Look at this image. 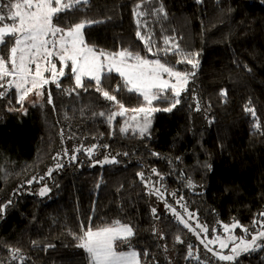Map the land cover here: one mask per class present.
I'll list each match as a JSON object with an SVG mask.
<instances>
[{
    "label": "trees",
    "instance_id": "trees-1",
    "mask_svg": "<svg viewBox=\"0 0 264 264\" xmlns=\"http://www.w3.org/2000/svg\"><path fill=\"white\" fill-rule=\"evenodd\" d=\"M136 2L91 0V7L86 12H76L72 21L78 22L85 16L111 17L107 23L86 30L90 42L111 50L131 45L143 54V44L135 37L132 16ZM163 2L169 14L165 22L169 33L175 29L178 35H183L185 47L202 50L195 81L201 111L190 110L188 105L195 108V101L189 93L172 113L156 114L150 139L125 136L118 131L109 138L110 129L102 119L91 118L87 111L85 117L79 114L81 107L92 104L99 96L94 91L82 93L79 98L68 97L51 85L55 113L51 106L41 110L25 105L28 115L23 116L4 111V103L0 102V160H10L12 163H7V168L20 173L0 181V204L9 199L13 201L0 219V240L21 247L32 258L27 264H79L82 250L71 246L75 241L66 229L79 232L80 221L87 225L93 208L96 225L117 218L132 224L137 230L133 244L140 251L149 250V261L155 256L159 264H168L162 249L157 247L166 244L172 264H196L195 260H185L187 244L198 246L201 257L203 245L176 223L162 202L146 194L136 175L139 171L148 174L152 167L164 175L168 192L183 194L189 210H199V221L208 225L209 238L213 227L222 233L218 220L231 223L235 218L242 225L251 226L254 216L264 212V0ZM156 32L159 37V28ZM170 59L174 61L176 57ZM244 65L252 71L248 72ZM177 67L190 69L189 65ZM117 82L119 77L113 74V79L106 84ZM72 83L70 79L63 81L64 86ZM221 89L227 90L226 100L219 95ZM123 98L126 104L130 101L128 106L137 103L128 94ZM249 99L262 125L259 132L253 130L254 120L244 111ZM65 112L75 116L65 121ZM210 119L214 122L209 123ZM61 127H65L66 134L71 131L77 135L75 140L65 141L70 150L80 143L85 146L106 143L110 147L99 149L95 159H102L108 153L129 155L118 156V164L90 167L88 157L80 153L78 160L83 161V167L65 160L63 169L42 182L51 188L46 196L37 194L42 184L36 183L25 185L12 195L24 180L43 175L54 163L51 157L62 147L58 135ZM153 152L160 156L151 155ZM26 164L32 167L25 172ZM206 164L211 165L210 170ZM181 171L198 187L187 188ZM98 182H101L99 188ZM166 198L176 206L167 194ZM151 207L157 208L158 221L153 219ZM154 224L165 234L164 240L153 235ZM178 231L184 244L175 243ZM236 233L241 234L240 229ZM32 240L41 241V247L47 243L56 247L45 253L34 249ZM0 254L6 256V250L0 249ZM241 259L243 264H264V251Z\"/></svg>",
    "mask_w": 264,
    "mask_h": 264
},
{
    "label": "snow or ice",
    "instance_id": "snow-or-ice-1",
    "mask_svg": "<svg viewBox=\"0 0 264 264\" xmlns=\"http://www.w3.org/2000/svg\"><path fill=\"white\" fill-rule=\"evenodd\" d=\"M196 2L202 4L203 0ZM90 7L91 0H0V102L4 103V111L27 116L28 108L25 105L28 104L41 110L51 106L55 113L57 109L51 85L68 97L79 98L82 93L94 91L99 96L94 98L92 104L79 109L81 117H85L87 111L91 118L102 119L110 129L109 138L118 131L121 135L131 134L135 138L150 139L156 114L172 113L188 98L187 94L191 93V99L195 101V108L188 105L190 110H202L195 87L202 50L185 47L182 43L183 35H178L175 29L169 33L165 27L169 14L163 0H137L132 8L135 37L143 44V54L131 45L111 50L90 42L86 30L111 20V17L91 19L85 16L78 22L72 21L76 12H86ZM170 57L176 59L173 61ZM178 65H189L190 69L182 70ZM244 68L248 72L252 71L248 65H244ZM113 74L119 77V82L106 84L113 79ZM65 79L73 83L64 86ZM125 94L134 97L137 103L128 106L130 101L126 104L123 98ZM219 95L226 100L227 90L221 89ZM97 106H100L99 111L96 110ZM244 111L254 120L253 130L259 132L262 125L251 99L244 105ZM74 116L75 113L69 116L65 112L63 118L70 121ZM212 122L210 119L209 123ZM58 135L62 147L52 155L54 163L43 175H32L24 180L12 195H16L25 185L36 183L42 184L37 194L40 197L46 196L51 188L42 182L63 169L66 166L65 160L69 164L83 167V161L78 160L80 153L88 157L90 167L118 164V156L129 155L127 152L115 155L108 153L102 159H95L99 149L107 150L110 146L106 143H93L89 146L80 143L70 150L65 141L75 140L76 133L69 131L66 134L65 127H61ZM103 135L100 134L101 137ZM151 155L160 156L155 152ZM179 159L176 157L177 161ZM7 163L12 162L0 160V181L20 174L8 169ZM169 163L172 161L169 160ZM30 167L26 164L23 171L26 172ZM205 167L211 169L210 164ZM136 175L146 194L162 202L176 223L191 232L199 244L203 245L205 252L202 258L198 246L187 244L185 260H195L196 264H243L241 257L264 251V212L254 216L251 226L242 225L235 218L231 223L218 220L217 225L223 231L217 232V228L213 227L209 238V227L199 221V210H189L183 194L178 196L175 191L168 192L164 185V175L155 167L148 174L139 171ZM180 176L185 179L187 188L198 187L183 171ZM153 177L156 179L153 180ZM101 182H98L97 188ZM166 194L182 211H178L169 202ZM12 203L9 199L0 204V219L4 218L6 209ZM94 213L95 208L88 216L87 225L83 220L80 221L79 232L66 229L75 241L71 246L82 250L79 264H159L155 256H151L149 261L151 254L148 249L140 251L135 247L133 239L137 230L132 224L117 218L96 225ZM151 214L154 220L160 219L156 207H151ZM237 229H240L241 234L236 233ZM152 232L159 240L165 239V234L155 224ZM174 239L177 244L185 243L179 231ZM31 246L45 253L56 247L52 243L41 247L39 240H32ZM125 246L127 250H124ZM157 247L162 249L168 264H172L167 256V245ZM0 249L7 253L6 256L0 254V264H14L17 261L19 264H27L32 259L21 247L5 240H0Z\"/></svg>",
    "mask_w": 264,
    "mask_h": 264
},
{
    "label": "rangeland",
    "instance_id": "rangeland-1",
    "mask_svg": "<svg viewBox=\"0 0 264 264\" xmlns=\"http://www.w3.org/2000/svg\"><path fill=\"white\" fill-rule=\"evenodd\" d=\"M33 99H34V97H33ZM26 105H28V104H26ZM201 250H203V256H204V252H205V250H204L203 246H202V249H201ZM207 255H208V256H211V253H208ZM203 256H202V257H203Z\"/></svg>",
    "mask_w": 264,
    "mask_h": 264
}]
</instances>
